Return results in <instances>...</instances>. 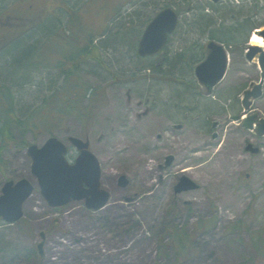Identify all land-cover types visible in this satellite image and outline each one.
I'll use <instances>...</instances> for the list:
<instances>
[{"label":"rangeland","instance_id":"374dc122","mask_svg":"<svg viewBox=\"0 0 264 264\" xmlns=\"http://www.w3.org/2000/svg\"><path fill=\"white\" fill-rule=\"evenodd\" d=\"M164 1L175 4L172 6L177 10L182 3ZM44 2L47 1L37 0L36 12L44 8ZM196 3H201V9L208 6L205 12L212 20L211 26L207 30L199 28L198 9L183 13L181 26L167 49L141 64L147 63V69L141 72L146 76L143 78H131L138 62V41L134 45L129 39L120 43L112 32L100 36L105 18L87 19L90 27L101 31L96 42L110 45L101 48L103 63L110 70L92 59L82 75L86 83L101 89V101L87 124L66 116L60 125L30 131L26 147L18 145L3 152L0 196L6 181L23 178L35 186V192L24 205L21 224L6 225L0 219V264H172L173 249L159 253L160 239L169 240L167 229L177 227L191 234L210 219L215 222L195 233L194 254L181 264H242L253 256L248 230L254 233L264 229V137L243 127L242 99L244 90L261 80L259 55L249 60L246 53L253 35L264 32V0H194L193 5ZM4 5L9 2L0 0V10ZM248 18L260 29L250 31L249 44L241 43L247 32L240 33L239 48L229 49L231 62L225 79L214 94L208 95L196 79L195 68L207 55L209 30L223 26L225 31ZM117 22L110 23V31H117ZM122 22L143 31L147 26L140 17L134 18V24L131 19ZM31 34L22 38L25 46L43 42L42 36ZM225 38L228 36L222 39ZM10 46L0 50V70L13 59ZM55 49L66 51L63 47ZM44 54L50 57L47 50ZM152 63H156L155 71L148 69ZM24 70L5 81L11 83L15 112L21 117L46 98L60 96L55 93L63 83L55 68ZM182 78L195 85L185 84ZM26 80V87L18 88ZM5 82L0 79V86ZM90 95L91 92L84 107ZM253 108L259 117H264V92ZM51 136L68 145L71 160L78 152L70 145V137L89 139L90 150L102 166L103 188L111 193L108 205L97 211H89L84 201H74L57 210L48 205L32 173L28 149L31 145L42 146ZM248 144L259 147L261 152L249 153ZM1 145L0 138V148ZM132 154L139 160L145 158L155 173L139 172L140 161L136 157L128 159ZM171 156L173 160L168 164ZM211 160L215 162L210 164L216 168L214 174L206 170L209 165L202 168ZM226 166L232 176L230 173L223 185L216 178L221 170L229 169ZM123 177L126 183L120 185ZM183 177L198 188L177 193L175 188ZM239 221L245 231L229 232L230 224ZM55 223L58 225L54 228ZM47 229L52 233L47 236L42 256L37 245ZM9 248L19 253L10 254ZM260 259L256 264H264V254Z\"/></svg>","mask_w":264,"mask_h":264},{"label":"trees","instance_id":"16d2710c","mask_svg":"<svg viewBox=\"0 0 264 264\" xmlns=\"http://www.w3.org/2000/svg\"><path fill=\"white\" fill-rule=\"evenodd\" d=\"M42 3L44 8L38 12L35 11V3L37 0H2L4 5L0 10L1 27L6 30L4 33L6 39L11 40L6 43L3 49H7L10 44V50L13 55L11 62H7L0 70V79L8 81L10 77H18V75L31 69L32 67L55 68L58 75L63 78L61 88L56 90V96L46 98L42 104H39L27 115L19 116L15 112V100L11 93L9 85L11 83L0 86V138L2 145L0 148V168L5 163L3 152L6 149L20 145L21 148L27 146V134L38 128H51L52 126L60 125L66 116H74L79 121L87 124V121L93 119V112L101 101L102 92L99 88L86 83L82 77L86 71L85 65L92 59L96 60L102 68L110 70V68L103 63L101 48L110 45L105 44L106 41L96 42L97 38L112 32L119 38L120 43H126L128 39L132 41V45L136 41L139 42V37L143 32L142 29H135V26H126L122 21L125 19L133 20L134 18H142L143 25H147L157 12L166 8L175 6L173 3L163 0H46ZM182 3L177 10L183 18V13L190 12L193 9L200 10L198 16L199 28L207 30L212 24V20L206 14L207 5L200 8L201 3L193 5L194 0H181ZM198 2V0H196ZM41 2H38L40 4ZM33 8H29L28 5ZM37 5V4H36ZM92 5H103L102 8H93ZM34 19H28L26 17ZM133 16L134 18H130ZM95 17H104L106 25L103 34L98 33L94 28L90 27L87 19ZM5 19V20H4ZM114 21H118L120 25L116 26L117 31H110L109 25ZM217 24V23H216ZM215 24V25H216ZM256 23L252 18L237 22L236 25L229 26L225 29L223 26L210 29V40H216L224 43L232 48H239L240 44H245L248 40L250 31L256 27ZM246 33L245 40L241 43L239 40L240 33ZM32 33V34H31ZM42 36L43 42L38 45L31 44L25 46L23 37L26 35ZM39 34V35H38ZM100 35V36H99ZM111 36V35H110ZM223 36L228 38L222 39ZM107 38V37H106ZM20 40H22L20 42ZM106 40V39H105ZM115 45V43H113ZM42 46V47H41ZM108 46V47H107ZM56 47H63L66 51L59 52ZM50 53V57L46 58L44 52L46 50ZM184 57L183 54L180 55ZM137 64L134 66V73L131 78L144 76L141 72L145 65L141 64L145 61L138 57ZM50 60H53L51 62ZM178 61V59L176 60ZM155 71L156 63L151 64V68ZM26 78H27V73ZM117 77L116 74H113ZM187 79V78H186ZM185 78L180 81L187 83V85L194 86L191 82H187ZM14 81H16L14 79ZM18 80L16 81V84ZM29 80L19 84L18 88H25ZM90 100L87 106L84 107L85 99L90 94ZM28 110V109H27ZM53 132L52 130H49ZM23 221V220H22ZM21 221V222H22ZM20 222V224H21ZM215 219H210L206 225H199L193 233L185 232V229L177 227L168 228L169 240L166 237L160 239L159 253L160 255L166 253L168 249L174 250L175 261L172 264H181L194 254V237L197 231L202 228H210ZM229 232H244L245 227L241 221L232 223L229 226ZM250 240L253 244V256L243 262L242 264H256L263 257L264 254V229L250 232ZM15 249V248H14ZM9 248L10 254L17 255L19 252Z\"/></svg>","mask_w":264,"mask_h":264},{"label":"water","instance_id":"95a60500","mask_svg":"<svg viewBox=\"0 0 264 264\" xmlns=\"http://www.w3.org/2000/svg\"><path fill=\"white\" fill-rule=\"evenodd\" d=\"M179 25V15L173 8H165L160 11L145 29L139 42L138 54L141 57L155 56L166 46L169 35L173 34ZM264 37V32H262ZM208 56L196 69L199 80L204 83L209 91L224 78L228 55L223 45L211 41L208 46ZM255 53H251L252 59ZM260 65L264 70V54L261 56ZM264 77V73H263ZM264 80L257 84L253 90L245 92L243 105L246 111L250 110L253 101L262 96ZM258 114H252L244 121V127L255 129L260 135H264V118L257 128L254 122ZM69 142L79 151L74 162L68 155V146L56 137L49 138L42 147L32 145L28 154L32 158V173L37 177L41 188V194L52 208H61L72 200H86V206L99 210L110 200V193L101 188L102 169L98 157L90 151V142L80 138L71 137ZM252 153H258L259 148L247 147ZM169 157L168 164L172 162ZM125 177L120 180V185L126 183ZM198 185L190 179L183 177L177 184V193L197 189ZM34 185L28 179L18 182L8 181L3 187V195L0 197V217L7 223H15L24 217L23 206L26 200L33 194ZM45 240V233H42ZM45 241L38 245V250L43 254Z\"/></svg>","mask_w":264,"mask_h":264},{"label":"bare ground","instance_id":"6f19581e","mask_svg":"<svg viewBox=\"0 0 264 264\" xmlns=\"http://www.w3.org/2000/svg\"><path fill=\"white\" fill-rule=\"evenodd\" d=\"M251 45L252 46H258V47H261V48L264 49V37L261 34H259V33L256 32L254 34V38L251 41ZM193 149L194 148H192L191 150H193ZM189 151L190 150H188V152ZM217 155L218 154H216V156ZM133 157H136V156H134V154H132V155H130L128 157V159L133 158ZM139 158H140V160L136 157V159L140 161V163L138 165V171L139 172H141L143 174H148V173L152 174V173H155V170H154L153 167L147 166L145 158H142V157H139ZM211 163H215V162L213 160H211V161H209V162H207L205 164H202V168H205L207 165H209V166L206 167L207 168L206 170L211 171L212 174H214L216 168L214 166L210 165ZM227 168H229V167H227ZM230 173H231V176H232V171H231L230 168L229 169L221 170V173L216 178V182L225 185L227 183L228 179H229Z\"/></svg>","mask_w":264,"mask_h":264},{"label":"flooded vegetation","instance_id":"af4514ba","mask_svg":"<svg viewBox=\"0 0 264 264\" xmlns=\"http://www.w3.org/2000/svg\"><path fill=\"white\" fill-rule=\"evenodd\" d=\"M29 8H33L32 5L29 6ZM28 19H34V18H31V17H26ZM5 20V19H4ZM35 20V19H34ZM1 21V20H0ZM1 24H3L2 22H0V50L6 45V43L8 41H11V40H8L6 39V36H5V32L6 30H4L2 27H1ZM259 51H256V53H258ZM57 224V223H56ZM48 230V229H47ZM47 232V231H46ZM52 232H47V236L50 235Z\"/></svg>","mask_w":264,"mask_h":264},{"label":"clouds","instance_id":"9594fccd","mask_svg":"<svg viewBox=\"0 0 264 264\" xmlns=\"http://www.w3.org/2000/svg\"><path fill=\"white\" fill-rule=\"evenodd\" d=\"M91 7H93V8H102L103 5H92Z\"/></svg>","mask_w":264,"mask_h":264}]
</instances>
